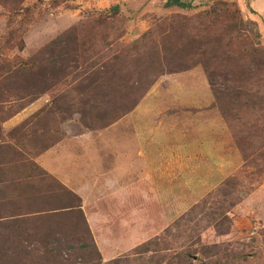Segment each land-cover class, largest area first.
I'll use <instances>...</instances> for the list:
<instances>
[{"label": "rangeland", "instance_id": "1", "mask_svg": "<svg viewBox=\"0 0 264 264\" xmlns=\"http://www.w3.org/2000/svg\"><path fill=\"white\" fill-rule=\"evenodd\" d=\"M182 1L0 0V247L17 249L10 264H264V0ZM189 78L212 103L181 108L173 92ZM136 108L155 110L157 128L169 122L159 136L171 146L178 111H214L210 149L180 163L179 181L133 164L131 213L100 222L90 203L92 229L81 198L39 159L60 145L52 166L76 173L98 160L102 170L77 174L74 187L108 178L110 141L124 129L109 126ZM144 116L125 127L135 139Z\"/></svg>", "mask_w": 264, "mask_h": 264}, {"label": "crops", "instance_id": "2", "mask_svg": "<svg viewBox=\"0 0 264 264\" xmlns=\"http://www.w3.org/2000/svg\"><path fill=\"white\" fill-rule=\"evenodd\" d=\"M202 81V80H201ZM200 79L189 78L183 80L179 85H176L177 92H173L175 94L174 99L176 102L181 103V108H200L212 103V96L210 91L204 85ZM191 83V86L188 84ZM192 85L197 88V94L192 90L190 91ZM180 115H177L179 120L177 121V128L175 132H169V136L174 137L175 140L179 141L176 145H168L167 143H163V134L159 136L160 133H163L168 126V121L164 122L161 121V126L157 128L156 126V117H159V114L155 110L147 111L146 113L139 108L132 110L128 115L124 117L122 121L116 122L114 125L109 126V132L115 135L119 134L120 126H122V132L120 134L123 135V142H111L110 141V150L108 152L109 164H108V178H101L94 177L85 181L81 186L74 187V179L77 174L82 175L83 177H88L89 175L95 176V173H102V170H97L98 167L94 166L93 164H98V160L93 161L91 163V167L88 168L87 164H80V170L75 169L76 173L72 171L69 166L67 170H64L63 164L61 163L59 168H56L51 165V158L52 156L59 155L57 151L58 146L50 147L46 149L42 156L40 157V163L42 164L43 168L50 174L54 175L58 180L64 183L66 186L71 188L80 198H81V206L83 211L86 215L87 222L90 224L91 228L93 229L97 216L92 214L89 216V211L87 207L90 203H92L96 209L98 210V219L100 218V222L108 220V215L111 213H115V209H121L126 211L127 213H131V197H132V165L133 164H142L148 168H146V175H154L157 173L161 174H168L172 175L171 178L177 177V181L181 180V170H180V163L183 165H190L191 162L195 159V153L197 151H204L206 154V150L210 149V141H208V135H210V119L214 115V111L211 110H196V111H188L181 109L178 111ZM147 116L148 120L143 119L145 122L144 124L138 121V125H135L134 128L136 132V139L132 137V132L129 130H125V127L130 126L133 122H135V118H143ZM195 116H199L201 121L199 122V126L192 120ZM156 118V119H155ZM168 119L170 117H166ZM209 118V120L207 119ZM131 121L128 123V120ZM192 120V121H191ZM220 122V121H218ZM143 124V125H142ZM145 125V126H144ZM144 128H148V131L143 132ZM145 136H143V133ZM171 137V138H172ZM210 137V136H209ZM115 138V137H114ZM152 140L154 143H146L148 139ZM136 143V144H135ZM159 143V144H157ZM133 144L135 147L132 148ZM114 145V147H112ZM147 145V146H146ZM208 160V159H207ZM62 161V159H61ZM157 165L164 167L162 170L156 169ZM171 165L173 168L168 170L167 166ZM167 168V169H166ZM97 170V171H96ZM81 171V172H80ZM85 174V176L83 175ZM195 174V172H192ZM105 176V175H104ZM190 174L187 172L184 173V177H189ZM101 186L108 188L107 199H112L109 201H102L100 200L102 191ZM105 188V189H106ZM104 189V190H105ZM116 194L117 196H115ZM115 197H114V196ZM118 198V202H113V198ZM110 203V205H109ZM112 204V205H111ZM108 207V209H106ZM102 211H101V210ZM103 209H106V214ZM109 211V212H108ZM130 216L128 218H124V231L126 229L125 224L130 221ZM119 227V225H118ZM119 229V228H118Z\"/></svg>", "mask_w": 264, "mask_h": 264}, {"label": "trees", "instance_id": "3", "mask_svg": "<svg viewBox=\"0 0 264 264\" xmlns=\"http://www.w3.org/2000/svg\"><path fill=\"white\" fill-rule=\"evenodd\" d=\"M165 6L166 7H169V6L187 7V6H189V4L185 3L182 0H166ZM232 19H235V18H232ZM240 22L241 21H239V19L237 18L235 24H237V23L239 24ZM207 74L209 76V82H210L211 86H214V83H213L214 81H213L212 75L210 77V74L209 73H207ZM79 246H80V248H86L89 245L87 243H82ZM58 248H60V246L58 247V245H56V247H54V246L50 247L48 249V251L49 252H52V251L56 252L58 250ZM16 250L17 249H14V248L9 249V247H2V248L0 247V254H1L0 255V264H10L9 258L11 257L13 252L15 253ZM18 250L20 252H22L23 254H25V251H26L25 247H19Z\"/></svg>", "mask_w": 264, "mask_h": 264}]
</instances>
